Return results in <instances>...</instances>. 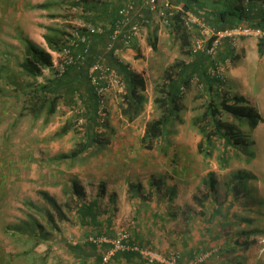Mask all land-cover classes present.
Returning a JSON list of instances; mask_svg holds the SVG:
<instances>
[{
    "label": "rangeland",
    "instance_id": "1",
    "mask_svg": "<svg viewBox=\"0 0 264 264\" xmlns=\"http://www.w3.org/2000/svg\"><path fill=\"white\" fill-rule=\"evenodd\" d=\"M170 1L178 4L175 0ZM234 1L237 4V0ZM29 2L0 0V264L73 262L74 256L67 245L70 243L68 240L74 241V236H71L74 239L68 236L73 235L71 230L78 223L73 199L75 183L84 190L87 201L98 199L103 211L112 206V217L121 213L127 216V212L131 208L134 210L138 202L164 205L165 209L172 210L174 216L181 218L179 223L173 224V228H184V221L188 217L191 219L193 213L200 216L203 213V217L214 215V211L210 210V205H213L220 209L221 215H215L222 220L223 237L230 239L229 244H238L234 253L224 252L225 255L238 252L241 253V264H264V74L261 78L260 73L255 77L252 75L249 84L234 90L229 89L228 78H225L232 68H237L239 73L248 69L245 55L242 57L239 53V45L244 39L231 47L239 59L236 64L230 62L225 65V81L220 85V94L230 98L243 94L258 109L263 120L253 131L247 125H240L246 144L229 147L226 163L219 161L224 148L220 145L212 159H206L198 152L202 135L192 121L203 114L209 98L196 82L183 100L184 109L180 117L184 123L176 121L168 130L166 139L158 141L154 150L142 147L141 140L147 124L161 115L154 100L161 96L159 87L165 80V71L177 63L192 61L188 48L182 46V41L173 34L172 26L164 25L161 40L158 36V48L153 50L146 41V24L139 32L142 36L140 41L137 40L135 46L126 47L118 56L121 59L123 55H130L128 64L146 79L148 102L144 111L134 122H128L120 109L122 91L117 86L113 87L106 94L102 115L109 124L102 132H106V139L110 142L102 148L92 149L74 163L59 162L55 158L73 151L82 136L74 130L63 137H58L56 133L67 121L74 122L77 117L73 110H68L71 107L66 101L60 103L57 114L50 117L47 124L45 116L38 120L31 116H16V109L22 108L23 92L29 84L42 82L45 77L51 76L48 69L37 81L23 74L20 67L25 56L23 40L29 38L30 32L37 34L41 44L38 46L57 53L49 48L45 38L51 36L64 45L65 34L83 19L79 9L71 5L72 0H52V4L58 5L52 10L58 21L51 24L60 33L44 31L40 24L43 17H24L39 11ZM258 2L264 6V0ZM258 2H245L244 7L251 11L258 7L255 4ZM227 5L228 0H195L194 7L207 16L211 6L222 11ZM261 10L264 11V7L260 6L259 12ZM111 19L98 15L93 21L104 30L109 28ZM96 48V55H105L102 41L96 43ZM219 54L217 61H221ZM105 56L107 58L108 55ZM263 56L257 55L249 64L258 69ZM52 58L53 62H58L56 56L52 55ZM254 63H258L256 67ZM161 147L163 150L169 148V154L163 155ZM174 153L181 160L177 168L172 164ZM210 172L214 174L217 188L212 197L204 202L206 209L203 210L197 199L203 200L209 194ZM243 174L249 179L254 178L245 182ZM131 184L142 187L138 190L139 195L129 193ZM89 185L92 188L89 189ZM101 189L104 194H101ZM40 191H47L56 199L66 214L65 219L58 217ZM226 211L229 216L223 218ZM235 258L238 260V257Z\"/></svg>",
    "mask_w": 264,
    "mask_h": 264
},
{
    "label": "trees",
    "instance_id": "2",
    "mask_svg": "<svg viewBox=\"0 0 264 264\" xmlns=\"http://www.w3.org/2000/svg\"><path fill=\"white\" fill-rule=\"evenodd\" d=\"M258 1L262 0H237V4L235 2L230 8L226 7V10H222L217 16L215 15L217 17L216 19H212L210 15L206 14L210 17V19H208L206 18L207 16H204L203 13V15L200 14V11L194 7L195 0H175V2L180 4L185 10L192 11L197 15L199 14L206 22L217 28L233 27L242 21L245 24L251 25V23H248L251 19V17H249L250 12L244 7V3H254ZM46 7V4L35 6L36 9H45ZM218 21L222 24H219ZM253 24L252 26L264 27V15L260 17L257 23L253 22ZM94 26L97 27V24L95 23ZM113 27L114 25L112 23L111 26L108 29H104L102 33H88L90 50L85 61L64 64L61 68L62 70L54 67L52 55L48 51L38 46L29 38L23 40L25 43V56L20 66L23 74L37 81L43 76V71L48 69L49 72H51V76L45 77L42 82L38 81L29 84L26 91L23 92L24 101L18 117L31 116L35 120H38L45 116L44 122L47 124L50 121V117L57 114L60 103L65 101L71 107L68 108V110H73L77 117L74 122L70 120L67 121L56 135L58 137H63L74 130L82 136V140L73 151L57 156L55 161H71L74 163L92 149L96 147L102 148L110 142L109 139H106V132H102V129H107L109 124L106 119L104 120L102 118L104 111L103 108H101V98L98 95L97 86L93 85L91 82L89 68L99 60L100 55L98 54V56L95 54L97 50L96 43L102 41L106 47ZM48 30L50 32L60 33L55 28H48ZM172 31L176 39L182 41V46L188 48L187 53L192 56V61L188 64L182 62L177 63L175 64L176 68L172 66V68L165 71V80L159 87L161 96H158L154 100L161 115L157 120L147 124L145 134L141 140V145L148 150H154L158 141L166 139L168 130L176 121L184 123L180 117V113L184 109L183 100L188 89L196 82L204 89L209 98L203 114L196 116L192 121L202 135V140L198 144V152L206 159H212L215 150H217L220 145L224 148L221 151L219 161L221 164H224L228 161L227 154L229 147H239L246 144V139L240 129V125H247L249 129L253 131L261 123L263 117L258 109L252 106L244 96L236 95L231 98L221 96L220 85H222V81L221 77L215 73L213 74V69H215L213 61L204 54H192L190 48L193 35L185 28L179 16L172 22ZM45 39L49 48L53 51H62L65 47V44L60 45L59 41L51 36H47ZM147 41L149 46L156 51L158 48L157 30H152L149 33ZM116 46L128 48L133 46V44H126L123 38H120ZM258 47L260 56H263L264 40L258 42ZM227 52L231 53L230 55L227 54V59L230 58L234 63L239 59L238 56H232L233 50L229 49ZM107 55L106 59L109 60L107 62L108 65L118 72L124 85V91L121 94L122 101L120 102V109L128 122H134L142 114L145 104L148 102L146 96V79L142 74L133 71L128 65L120 62L114 55ZM224 56L223 58L222 54H219L222 62L227 60L226 55ZM161 149L163 155L169 154V148H164L163 150L161 147ZM175 153L173 154L172 164L177 168L180 167L181 160L175 156ZM253 178L254 176L250 177V179ZM250 179L249 176L245 174L242 175V180H245V182ZM209 180V194H207L203 200L197 199V202L202 206L203 210L206 209L204 202L212 197L217 188V181L214 179V174L212 172H210ZM74 185L73 199L76 202L75 208L78 222L89 228L91 227L97 232H93L90 236L102 237L97 236L101 234L102 223L100 219L107 211L104 212L101 209L98 199L87 201L85 199L86 193H84V190L76 183ZM90 188H92V186L89 185V189ZM103 189H101V194H104ZM139 189H142V187L140 188V186L131 184L129 186V193L131 195H139ZM39 193L43 199L53 207L60 219L66 218V214L62 207L49 192L40 191ZM219 212V208L214 209L216 215L220 214ZM111 216L110 214V216L107 217L109 227L112 225V222H110L112 219ZM228 216V211L224 212L223 218H227ZM234 223L237 222L234 221ZM103 234H105L104 231L101 235ZM104 236L111 238L109 235ZM130 241L142 247L152 248L151 246H144L133 242L131 240V235ZM227 244L229 246L226 245L224 247L227 253H234L237 248L235 245H238L237 242ZM86 246L90 251V255H94L96 263L101 264L102 256L109 250L110 244H104L102 247H98L86 241L82 246L83 249H85ZM99 248H101V250ZM67 249L73 254H83L85 252V250H82L81 246L70 243L67 245ZM99 250L100 252L98 253ZM211 250L213 251V255L210 258H212L217 251L210 248L196 255L194 260ZM219 251L221 252L222 250ZM120 255L127 260H131L136 257L137 254L134 252H119L112 258L111 264L113 263V259ZM138 257L141 258L140 256ZM205 263L206 262L203 264Z\"/></svg>",
    "mask_w": 264,
    "mask_h": 264
},
{
    "label": "crops",
    "instance_id": "3",
    "mask_svg": "<svg viewBox=\"0 0 264 264\" xmlns=\"http://www.w3.org/2000/svg\"><path fill=\"white\" fill-rule=\"evenodd\" d=\"M25 1L28 2L29 0H25ZM51 1L52 0H30L29 3L32 5L33 8H35L36 5H40V4H46L47 7L45 9H37L39 11H36V13L25 14L24 17L27 18L32 15L33 16L40 15L41 17L44 18V20H40L41 21L40 24L44 27L43 29L44 31L48 30V28L56 29L57 27H54V25L51 24L55 21H58L52 10L54 6L56 7L58 5L52 4L53 2ZM77 1L78 0L76 1L72 0L71 5L76 6L74 7L75 9L76 8L79 9L80 16L84 20V21L80 20L77 23L95 24L96 21L94 22L93 18H95L98 15H102L103 17H107V18L112 17L109 23V27L117 18L118 11L124 4L123 0H80L78 2ZM233 1L234 0H228V5H227L228 8L234 5L235 1L234 2ZM255 4H257L258 7H255L254 9L249 11L250 12L249 17L253 16V18H251L248 21V23H251V26L254 25L253 22L257 23L260 17L264 15V11L261 10L259 12L260 6L264 7L261 5V2ZM208 11H210V14L207 15H210L212 19L213 18L216 19L217 18L216 16L219 14V12H221L217 8L214 9V7L212 6L211 9ZM133 15H134L133 21L135 23H139L141 25V28L144 24H146V35H147L146 41L149 36V33L152 30H157L159 39L161 40L160 35L163 33L164 24L160 22L157 15L153 13L144 4L142 0L141 1L139 0L136 11L134 12ZM153 19L155 20V22L153 21ZM218 23L222 24L220 21H218ZM240 23H244V22L242 21ZM99 28L101 29L100 26ZM128 32H130V30H128ZM139 35L140 34L131 37V41H132L131 43L133 45L136 44L137 40L140 41V38L142 36ZM29 38H31L32 41H34L36 44L41 45L37 34H33L30 32ZM141 41L144 42V39H141ZM231 47H232L231 44L229 43L225 44L224 50L220 52L223 58L225 57L224 55H226V59H227V54L228 55L231 54L227 52L229 49L233 50V48ZM239 47H240L239 53H241V56L245 55L244 59L247 60L245 65L248 66V69L246 70L245 73L243 72L239 73L237 68L234 69L232 68L229 72L226 73L225 78L226 77L228 78L229 89H233V90L234 88H238V89L242 88L243 85H245V83L249 84L251 80L250 77L252 78V75L255 77L258 75V73H260V78H261L262 74H264L263 71L264 62H262L264 61V56L263 59H261V61L259 62L260 65H258L259 66L258 69L253 68L251 64H249L250 61H252L253 59L255 60L257 58V55H259L258 42L255 39L253 40L252 38L244 39L240 43ZM128 56L130 55L128 54L123 55L122 61L124 64L128 65L133 71H135L134 70L135 67L130 66L127 62V59L129 58ZM232 56H237L234 53V51ZM218 62L222 65L223 64L228 65L230 62L233 61L229 58L224 62L221 61ZM257 64L258 63L255 64V67ZM242 95L243 94H240V96ZM16 112L18 113V114L16 113V116H18L20 113V108L16 109ZM210 207H211L210 208L211 212H213L215 206L210 205ZM165 208L166 206L161 204H157V206H154V204H151L150 202H138V206L134 207V210H132L131 208V210L127 212L126 214L127 216H125L122 213L118 214L117 217L111 216L112 217L110 221L112 222L111 227L108 226L109 222L107 217L110 216V214L112 215V213H110V209H112V206L109 208H105L104 212L107 210L108 211L106 214L104 213V215L101 216L100 219L102 223V228L100 232L102 234L104 231L105 234L103 235L100 234L97 236L109 235L112 238L120 231H127L128 233L129 232L131 233L129 234L131 235V240L133 242L139 243L144 246H151L152 248H156L157 250L164 252L166 254H172L174 252L180 253V255L182 256L181 264H189L192 260H194L196 255L210 248L211 249L213 248L217 252L212 258L208 259L205 264H233L236 261H237L236 264H241L240 262L241 260L239 259L241 253L237 252L235 255H229V254L225 255L224 252L227 253V251H224L226 250L224 247L226 246L227 243H230L231 241L229 238L223 237L224 234L221 232V225H220V222H222V220L217 219V216H215V214L213 215L212 213L208 217H203L204 214L202 213L201 216L195 215L193 213L191 219L190 217L186 218V220L184 221L185 227L181 229L178 226H175V228H173V224L176 225V223H179L181 218L178 217L177 215L174 216V214L171 213L172 210H168ZM171 218H173L172 221H170ZM75 228L71 230L74 231L73 235L70 234L68 236L71 239L75 238L74 241L72 240H68V241L70 242V244L72 243L73 245L81 246L82 250L83 251L85 250V252L83 254L71 253L74 256V259H72L73 262L71 264H75L76 262L77 264L81 262H84V264H97L94 255H90V251L88 247L86 246L85 249H83L82 247L83 244L86 242V240H88V237L93 232L94 233L97 232L94 231V229H92L91 227L89 228L88 226H84L80 222H78L75 225ZM71 236H74V238ZM99 249L101 250V248ZM100 250L98 251V253L100 252ZM219 250L222 251L220 252ZM235 257H238V260ZM112 264H147V263L141 258H139L137 255L131 260H127L120 255L117 256L115 259H113Z\"/></svg>",
    "mask_w": 264,
    "mask_h": 264
},
{
    "label": "built area",
    "instance_id": "4",
    "mask_svg": "<svg viewBox=\"0 0 264 264\" xmlns=\"http://www.w3.org/2000/svg\"><path fill=\"white\" fill-rule=\"evenodd\" d=\"M142 1L165 25L171 26L172 22L179 16L185 28L193 35L190 48L192 54H204L210 58L214 62L215 69H213V74L215 73L221 77L222 82L225 81L223 72L226 66L217 61V56L225 44L229 43L235 46L240 40L246 38L255 39L257 42L264 40V27L261 26L240 23L233 27L217 28L206 22L199 15L185 10L182 6L174 5L169 0ZM123 2L124 4L119 9L117 18L113 22L114 27L105 47V55L112 54L118 57L122 52V48L116 46L119 39L123 38L126 44H130L131 37L138 35L140 32L141 25L133 21V14L136 11L139 0H123ZM102 32V28L95 27L93 24H74L65 37V47L62 51H56L57 53L50 51L51 55L58 58V62H53L54 67L61 69L64 64L84 62L90 50V40L87 34ZM105 55L99 56V60L89 68V77L92 84L97 86V92L101 98V108H105L106 94L113 87L117 86L119 91H124L120 75L108 65ZM86 241L98 247L110 244L109 250L102 256L101 264H111L112 258L119 252H134L147 264H181L182 256L180 253L166 254L154 248L133 244L127 231H120L113 238L89 236ZM212 255L213 251H208L189 264H203Z\"/></svg>",
    "mask_w": 264,
    "mask_h": 264
},
{
    "label": "clouds",
    "instance_id": "5",
    "mask_svg": "<svg viewBox=\"0 0 264 264\" xmlns=\"http://www.w3.org/2000/svg\"><path fill=\"white\" fill-rule=\"evenodd\" d=\"M169 1H170V0H169ZM174 5H179V6H181L180 4H174ZM182 8H183V7H182ZM191 12H192V11H191ZM198 15H199V14H198ZM199 16H200V15H199ZM160 22H161V21H160ZM162 24H163V23H162ZM164 25H165V24H164ZM171 26H172V25H171ZM124 49H125V48H124ZM122 52H123V48H122ZM122 52H121V53H122ZM49 53H50V52H49ZM121 53H120V54H121ZM115 57H116V56H115ZM116 58H117L120 62H123V61H122L123 58H121V59L118 58V57H116ZM106 60H107V59H106ZM222 83H223V82H222ZM245 98H246V97H245Z\"/></svg>",
    "mask_w": 264,
    "mask_h": 264
}]
</instances>
